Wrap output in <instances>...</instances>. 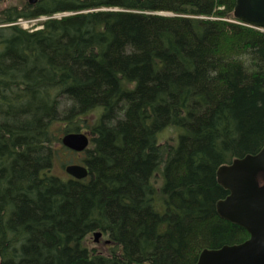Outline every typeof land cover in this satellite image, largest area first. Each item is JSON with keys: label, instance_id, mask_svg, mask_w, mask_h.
Segmentation results:
<instances>
[{"label": "trees", "instance_id": "obj_1", "mask_svg": "<svg viewBox=\"0 0 264 264\" xmlns=\"http://www.w3.org/2000/svg\"><path fill=\"white\" fill-rule=\"evenodd\" d=\"M234 3L0 0V264H195L249 237L215 209L217 168L264 145V29Z\"/></svg>", "mask_w": 264, "mask_h": 264}, {"label": "water", "instance_id": "obj_2", "mask_svg": "<svg viewBox=\"0 0 264 264\" xmlns=\"http://www.w3.org/2000/svg\"><path fill=\"white\" fill-rule=\"evenodd\" d=\"M232 17L242 24L264 28V0H235ZM61 143L81 152L87 148L88 136L68 132L62 135ZM64 169L75 179L87 176V168L80 164H69ZM215 174L218 184L228 191L215 203L217 214L245 229L249 237L239 244L203 249L195 264H264V145L254 154L221 165ZM100 235L94 232V241Z\"/></svg>", "mask_w": 264, "mask_h": 264}, {"label": "rangeland", "instance_id": "obj_3", "mask_svg": "<svg viewBox=\"0 0 264 264\" xmlns=\"http://www.w3.org/2000/svg\"><path fill=\"white\" fill-rule=\"evenodd\" d=\"M21 2H23V0H1V7H3V6H11L12 4H19ZM60 15L57 14L56 16H60ZM44 18L45 17H40V18H36V19H33V20L22 19L23 23L21 24V26H24L23 28H28L29 29V28H31V27L36 25V28H37V27H39L38 26V22L40 20H43ZM163 134H164V137H166V135H169V132L165 131ZM62 154H63V152L60 151V154L56 158L57 164L56 165L54 164L53 172L55 174L60 175L61 177H64L62 175V173H64V170H63V168L60 167V164H59L60 161L62 163L65 160L64 156ZM82 157H83V153L82 152L77 153V155L75 153L66 154L67 162H69V163H70V161L76 162L77 160L81 159ZM64 162H66V160ZM67 164L68 163H66V165ZM103 242H104V237H101V236L97 238V241H94V237H93L92 233H90L86 237V240L84 241V243L90 249H95L97 251H106L107 248L103 247Z\"/></svg>", "mask_w": 264, "mask_h": 264}, {"label": "flooded vegetation", "instance_id": "obj_4", "mask_svg": "<svg viewBox=\"0 0 264 264\" xmlns=\"http://www.w3.org/2000/svg\"><path fill=\"white\" fill-rule=\"evenodd\" d=\"M36 1H37V0H35V2H32L31 0H23V3L26 2L27 4L30 5V4H34V3H36ZM21 3H22V2H21ZM19 4H20V3H19ZM19 4H12L11 6H15V5H19ZM75 154H77V153H75Z\"/></svg>", "mask_w": 264, "mask_h": 264}, {"label": "bare ground", "instance_id": "obj_5", "mask_svg": "<svg viewBox=\"0 0 264 264\" xmlns=\"http://www.w3.org/2000/svg\"><path fill=\"white\" fill-rule=\"evenodd\" d=\"M23 22H20V26H21V24H22ZM22 27H24V26H22ZM27 29V28H26Z\"/></svg>", "mask_w": 264, "mask_h": 264}]
</instances>
